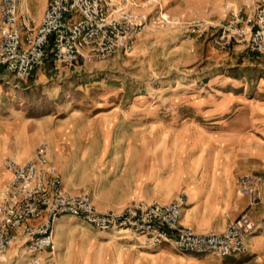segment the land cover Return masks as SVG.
<instances>
[{
  "label": "rangeland",
  "instance_id": "1",
  "mask_svg": "<svg viewBox=\"0 0 264 264\" xmlns=\"http://www.w3.org/2000/svg\"><path fill=\"white\" fill-rule=\"evenodd\" d=\"M260 2L147 0L140 9L146 21L128 49L73 64L48 59L26 78L0 68V194L11 177L5 160L25 161L42 142L61 178L62 171L76 178L75 191L64 187L89 192L104 212L135 200L169 202L182 192L187 204V187L209 172L260 174L264 51L251 50L248 40H215L232 11ZM104 177L109 196L142 195L103 209L95 188ZM211 199L223 202L217 193ZM102 232H128L152 247L131 230L75 227L66 249L95 253L88 259L95 264L97 252L113 250ZM27 251L24 240L15 241L5 264H18Z\"/></svg>",
  "mask_w": 264,
  "mask_h": 264
},
{
  "label": "built area",
  "instance_id": "2",
  "mask_svg": "<svg viewBox=\"0 0 264 264\" xmlns=\"http://www.w3.org/2000/svg\"><path fill=\"white\" fill-rule=\"evenodd\" d=\"M22 1L0 0V67L19 78L31 76L48 59L73 64L128 49L147 18L140 12L147 0H48L40 20L20 8ZM246 9L232 11L215 40L223 45L248 40L251 50L264 51V2ZM4 163L12 175L0 194V264L18 240L28 244L24 264H58L54 226L63 215L80 217L101 230H131L144 235L152 247L170 245L220 256L247 252L248 238L259 228L243 212L221 232H199L182 222L184 192L169 202L135 200L120 209L100 211L89 192L72 193L64 187L49 163L45 142L29 159L9 158ZM263 184V174L238 178V188L250 196L251 204L261 200Z\"/></svg>",
  "mask_w": 264,
  "mask_h": 264
},
{
  "label": "crops",
  "instance_id": "3",
  "mask_svg": "<svg viewBox=\"0 0 264 264\" xmlns=\"http://www.w3.org/2000/svg\"><path fill=\"white\" fill-rule=\"evenodd\" d=\"M47 3L48 0H24L20 8L28 15L40 20ZM256 170L264 175V152L263 160L258 163ZM9 172L12 175L10 170ZM61 174H63L64 186L75 191L76 178L65 171ZM220 178L223 181H219ZM237 178L238 174L234 172L225 174L209 172L202 177L201 182L190 184L187 187L189 196L183 210V221L201 232H221L230 219L247 212L259 225V228L248 238L247 252L217 257L214 254L180 251L170 245L159 248L145 247L142 245V238L131 233L102 232L106 241L103 245L113 250L97 252L99 261L95 264H264V184L261 187V200L251 204L249 195L238 192ZM109 183L110 181L108 182L104 177L97 182L95 188L98 203L103 209L109 208L112 203L142 195L140 192H135L131 195L116 193L113 197L109 196L106 193ZM214 193L223 196L221 206L212 203L211 196ZM75 227L77 230L95 228L79 217L61 216L55 225V236L58 242L56 257L60 260V264H92L88 259H91V255L95 253L66 249L68 232ZM25 255L26 253L20 255L18 264L25 261L21 260L25 259ZM8 264H11L10 261Z\"/></svg>",
  "mask_w": 264,
  "mask_h": 264
}]
</instances>
